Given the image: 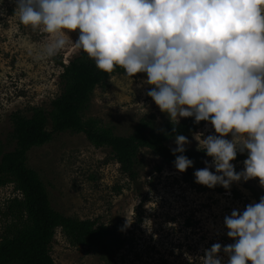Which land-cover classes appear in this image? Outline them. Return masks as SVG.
Returning a JSON list of instances; mask_svg holds the SVG:
<instances>
[{
    "label": "clouds",
    "instance_id": "clouds-1",
    "mask_svg": "<svg viewBox=\"0 0 264 264\" xmlns=\"http://www.w3.org/2000/svg\"><path fill=\"white\" fill-rule=\"evenodd\" d=\"M13 2L21 24L50 37L38 58L57 55L75 31V47L97 69L145 74L146 95L173 125L176 170L194 163L184 154L188 137L175 128L192 117L214 129L194 134L211 158L195 169L196 183L227 190L259 178L264 187V0ZM238 153H246L240 171L232 163ZM223 225L233 242L205 248L201 264H264V195L232 209Z\"/></svg>",
    "mask_w": 264,
    "mask_h": 264
},
{
    "label": "rangeland",
    "instance_id": "rangeland-1",
    "mask_svg": "<svg viewBox=\"0 0 264 264\" xmlns=\"http://www.w3.org/2000/svg\"><path fill=\"white\" fill-rule=\"evenodd\" d=\"M0 9L5 10L0 15V142L8 150L14 146L11 113L29 115L34 106L49 109L61 91L62 65L80 49L74 45L77 33L70 31L57 55L38 58L49 35L21 24L13 0H0ZM144 76H110L107 88L93 90L84 118H97L116 134L127 135L141 118L153 115V125L159 129L168 118L146 95L151 86L141 84ZM200 132L207 135L214 129L205 123L186 136L190 141L186 147H198L194 134ZM167 143L175 147L174 138ZM138 158V175L131 180L119 169L108 146H96L84 133L66 130L31 148L27 165L44 182L54 209L124 226L123 245L116 247L109 240L113 264H201L205 248L215 242H233L226 236L223 217L234 208L242 210L258 202L253 191L264 195L259 178L217 191L185 181L147 148L139 151ZM242 161L232 162L237 171L243 168ZM21 198L12 183L0 186V238L20 214ZM50 254L56 264H108L101 253L72 244L60 228L55 230Z\"/></svg>",
    "mask_w": 264,
    "mask_h": 264
},
{
    "label": "trees",
    "instance_id": "trees-1",
    "mask_svg": "<svg viewBox=\"0 0 264 264\" xmlns=\"http://www.w3.org/2000/svg\"><path fill=\"white\" fill-rule=\"evenodd\" d=\"M116 73L124 74V71L117 67L111 73L102 72L86 53L79 50L62 65L59 74L61 91L51 100L49 109L34 106L29 115L20 111L11 113L14 146L4 150L0 142V186L12 183L21 193L22 198L18 201L21 212L0 238V264H56L50 254L56 228H60L72 244L101 253L108 264H113L109 240L116 247L126 241L123 237L124 226L119 223H97L91 219L65 215L51 206L44 182L27 165V152L49 141L54 134L66 130L82 132L94 145L108 146L119 169L131 180L138 175V153L142 148L156 154L162 165L175 169L172 163L175 156L170 151L174 146L167 143L174 138L173 125L168 119L159 129H155L153 115L141 118L132 132L121 135L101 124L97 118H84L83 113L93 90L96 87L107 88L110 76ZM205 123H194L192 117L181 118L175 128L176 132L188 136ZM184 154L194 163L180 172L182 178L201 188H209L196 183L193 173L195 169L204 167V160L211 158L198 147H186ZM245 158L246 153H238L232 162ZM211 189L223 191L220 185ZM252 194L258 201L261 195L255 191Z\"/></svg>",
    "mask_w": 264,
    "mask_h": 264
}]
</instances>
